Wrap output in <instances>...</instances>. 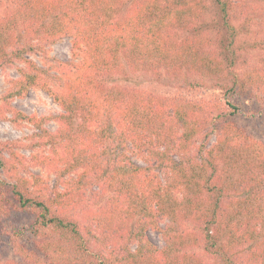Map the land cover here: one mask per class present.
Listing matches in <instances>:
<instances>
[{
    "label": "trees",
    "instance_id": "trees-1",
    "mask_svg": "<svg viewBox=\"0 0 264 264\" xmlns=\"http://www.w3.org/2000/svg\"><path fill=\"white\" fill-rule=\"evenodd\" d=\"M248 3L0 0V67L23 62L5 98L40 87L62 109L55 132L48 117L21 114L41 131L48 150L34 160L54 186L0 142V173L14 176L0 174V236L13 254L0 264H264V139L236 119L246 97L257 103L246 116H264V55L246 58L264 50V0ZM247 7L258 16L244 21ZM63 37L81 57L73 70L27 58ZM138 71L190 90L214 81L222 97L131 86Z\"/></svg>",
    "mask_w": 264,
    "mask_h": 264
},
{
    "label": "rangeland",
    "instance_id": "rangeland-1",
    "mask_svg": "<svg viewBox=\"0 0 264 264\" xmlns=\"http://www.w3.org/2000/svg\"><path fill=\"white\" fill-rule=\"evenodd\" d=\"M238 7L241 4L251 2V0H234ZM249 4V3H248ZM261 6L260 2L252 3V5ZM258 16V11L247 7V11L244 15V21L248 18H255ZM259 20V17L257 21ZM256 24V23H255ZM253 24L251 27L256 29V25ZM264 33V31H263ZM264 55V50H251L247 55L248 62L250 65H255L259 56ZM28 59L35 61L40 67L49 69L53 73H64L65 71H71L75 68L78 60L81 57L78 53L72 50V42L70 37H63L56 42L48 45L44 52H34L27 56ZM244 57L238 63L237 70L246 68V64L243 61ZM23 66V62L16 61L12 64L0 67V142L7 143L9 153H5L9 156L13 154L12 160L15 164H18L17 159L23 157L27 165V172L41 175L47 184L52 187L56 183L55 173L53 169L38 165L35 163V156H42L47 154L48 147L43 143H40L41 138L39 137L40 129L36 128L35 125L25 119H22L21 114L27 116H46L48 119L44 122L43 127L49 132H55L59 126V123L51 116L57 115L62 112L60 106L53 100L52 96L44 89L40 87H34L29 89L25 95L5 98L6 92L9 88L11 79L19 77L18 69ZM65 70V71H64ZM130 85L135 87L145 88L156 93H180L181 95L192 98V99H215L220 100L222 97V91L218 86H215L214 81L204 80L203 86L199 90H190L184 85L183 77L172 78L166 75L156 77L148 72L138 71L130 73ZM249 94V90L247 91ZM252 95V94H251ZM248 98V99H247ZM242 110L244 113L237 116L236 119L244 124L247 129L255 137L264 139V116L261 117H249L247 110L249 107L256 106L252 97L243 98ZM213 135H210L209 142L213 141ZM134 161L138 164H145L140 159L133 157ZM21 173L27 177H30L26 172ZM1 177L10 181L13 180L14 176H6L4 173H0ZM59 189L63 188L61 182L58 183ZM90 198V197H89ZM106 195L102 194L100 198H92L85 200L84 204H89L92 207L97 204H102L105 200ZM87 199V198H86ZM89 206V205H88ZM87 206V207H88ZM90 206V207H91ZM30 216H18L16 221L19 223L18 226L26 227L30 222ZM163 227V223L160 224ZM148 237L159 247H162L164 242L162 239L161 232L157 230H149ZM8 238L0 236V242L3 243V247H0V260L5 258H13L12 250L7 243ZM10 248V249H9Z\"/></svg>",
    "mask_w": 264,
    "mask_h": 264
}]
</instances>
